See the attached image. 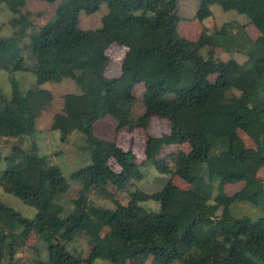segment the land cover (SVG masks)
<instances>
[{"label": "trees", "instance_id": "16d2710c", "mask_svg": "<svg viewBox=\"0 0 264 264\" xmlns=\"http://www.w3.org/2000/svg\"><path fill=\"white\" fill-rule=\"evenodd\" d=\"M28 1L0 0L14 28L12 36H0V70L9 74L11 84L10 95L0 87V143L36 132L39 116L54 100L43 85L69 82L74 89L64 94L51 128L60 131L63 142L82 133L92 162L74 173L80 194L75 211L63 217L56 195L69 183L58 166L22 146L12 147L4 157L0 186L34 207L36 215L26 218L0 200V264H21L16 255L34 231L48 243L43 264H93L97 258L114 264H264V216L234 218L231 211L234 201L264 210V0L215 1L223 11L245 15L247 22L214 28L207 24L215 17L213 2L199 0L195 15L203 30L196 41L178 30L180 0H42L59 5L56 18L33 35L30 65L19 43L31 25ZM103 7L97 27L82 24L84 15ZM139 13L144 19L132 23ZM248 24L257 37L248 32ZM113 43L127 48L116 77L107 74ZM217 47L245 57L226 60ZM27 70L35 73L36 85L23 92L14 74ZM139 83L144 85L142 112L135 114ZM105 116L117 120L112 139L94 131ZM154 116L168 119L170 131L147 135L145 156L170 178L161 190L148 192L137 185L142 172L135 154L121 148L116 135L147 130ZM240 130L255 147L245 145ZM183 143L190 150L160 156L166 146ZM175 176L190 188L179 187ZM206 180L244 185L231 196H215L211 204ZM93 191L114 207L95 203ZM119 192L128 193L127 203ZM151 201L157 209L148 206ZM202 223L207 224L203 235ZM82 233L92 242L85 258L72 254L64 242L65 236Z\"/></svg>", "mask_w": 264, "mask_h": 264}, {"label": "rangeland", "instance_id": "374dc122", "mask_svg": "<svg viewBox=\"0 0 264 264\" xmlns=\"http://www.w3.org/2000/svg\"><path fill=\"white\" fill-rule=\"evenodd\" d=\"M207 1L213 2L211 9L213 10L215 16L210 20V22H207L209 27L214 28L216 25L221 26L228 21H239L241 23L247 22L245 19L247 17L245 15L239 14L236 11H223L220 5L215 4V1L217 0ZM198 4L199 0H180L182 17L178 23V30L182 36L193 41L199 39L203 30V23L200 15H195V10L198 7ZM58 5L59 3L50 4L42 0L28 1V10L31 11L29 18L31 25L26 28L24 35L19 40L22 53L25 56L28 65H30L31 62L30 56L33 35L38 32L41 26L56 18V8ZM105 10L106 8L103 7L99 13L84 15L82 17V24L85 27H97L100 24L102 13ZM186 16H189L190 18H186ZM11 17V12L5 6L0 5V36L9 37L14 34V28L10 22ZM144 17V13H139L131 18V22L135 23L142 21ZM246 29L253 37H257L259 35V32L251 24H248ZM126 50L127 48L119 43H113L109 47L107 51L111 58L107 68V74L109 76L116 77L121 74L122 61ZM217 52L221 53L222 57L226 60L232 57L243 60L245 57L241 53L230 54L224 52L222 47H217ZM8 76V73L0 70V87L7 95H10L11 84ZM215 76L216 74H212L211 79H214ZM14 77L19 81L20 88L23 92H26L29 88H33L36 85V76L33 71H18L14 74ZM43 86L51 90L54 94L53 103L39 116L36 132L14 136L9 138L6 142L0 143V174L7 167V161L4 157L11 154L12 147L14 145L22 146L28 151H34L38 155L46 157L51 164L58 166L61 176L69 183L67 189L59 190L56 195V201L63 206V212L61 215L66 217L75 211V200L80 194V180L74 176V173L80 167L90 164L92 162V158L90 150L87 148L85 136L82 133H73L67 141L63 142L61 140L60 131L51 128L54 115L63 108L64 94L67 91L74 89L73 85L69 82H63L58 84L46 83ZM143 92L144 85L141 83L137 84L135 87V93L138 97V102L134 107L135 114L142 112L141 100ZM116 126L117 120L113 116H105L96 121L94 131L97 135L103 138L112 139L115 136ZM169 131L170 123L168 119L154 116L151 119L147 130L140 128L133 131L121 130L116 135L117 144L121 148L131 150L135 154V162L139 164L142 172V177L137 181V185L145 191L155 192L161 190L170 178L169 173L160 172L154 162L146 159L144 152L146 137L147 135L161 136ZM239 134L247 147H255L254 140L248 134H246L243 130H240ZM180 150H190L189 144L183 143L166 146L160 156L165 157L172 152ZM111 163L114 169H120L114 159L111 160ZM173 180L183 189H189L191 186L190 183L180 176H175ZM243 185V181L221 183L219 180H206L204 188L210 191V203L214 204L215 196H231ZM117 196L123 203H127V192H119ZM91 197L95 203L101 206L108 208L114 207L112 201L100 197L97 192L93 191ZM0 200L7 206L20 212L26 218L33 219L36 215V209L34 207L23 202L18 196L6 192L1 186ZM148 206L152 209H157V204L154 201L149 202ZM231 211L234 218L241 217L242 215H248L255 220L264 216L263 208L250 202L234 201L231 205ZM220 213L221 209L218 210V214ZM107 231L108 228H105L102 231V235H104ZM206 231L207 224L202 223L199 228V233L203 235ZM64 242L67 249L72 254L83 258L89 254L92 248L91 239L85 233L71 234L69 237L65 236ZM16 256L21 258V264H43L42 261L48 258L47 240L43 237H39L37 232L34 231L27 241L26 248L18 252ZM6 264H8V262ZM82 264L87 263L83 262ZM93 264L114 263L102 258H97L94 260Z\"/></svg>", "mask_w": 264, "mask_h": 264}]
</instances>
